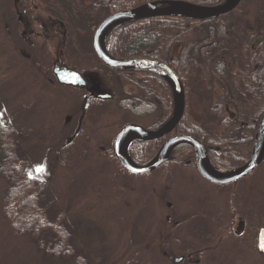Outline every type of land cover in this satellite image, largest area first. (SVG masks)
Listing matches in <instances>:
<instances>
[{
    "label": "rangeland",
    "instance_id": "374dc122",
    "mask_svg": "<svg viewBox=\"0 0 264 264\" xmlns=\"http://www.w3.org/2000/svg\"><path fill=\"white\" fill-rule=\"evenodd\" d=\"M22 21L13 0H0V116L17 127L29 173L47 185L58 209L67 210L72 228L94 224L102 233L90 243L92 263L264 264L254 240L264 220L257 201L264 194V164L231 185L206 180L185 160L169 173L163 167L151 175L127 172L110 152L125 118L113 108L90 120L77 90L44 82L52 77L51 60L26 59ZM29 47L34 57L44 54L38 42ZM6 188L0 175V264H50L4 215ZM236 208L249 220L245 237L232 225L238 220H230L237 219Z\"/></svg>",
    "mask_w": 264,
    "mask_h": 264
},
{
    "label": "flooded vegetation",
    "instance_id": "af4514ba",
    "mask_svg": "<svg viewBox=\"0 0 264 264\" xmlns=\"http://www.w3.org/2000/svg\"><path fill=\"white\" fill-rule=\"evenodd\" d=\"M13 1L23 20L24 40L31 48L33 44L40 43L44 52L40 57H34L27 46L24 51L26 59H36L39 64L51 60L52 77L47 79L45 76L48 74H44L43 77L47 79L44 82L49 84V80H55L60 87L77 90L83 95V105L90 109V120L103 117L104 114L110 115L115 108L126 120L122 127L135 123L152 131L161 129L175 110V89L165 72L159 69L162 66L181 79L186 98L185 112L169 133L139 142H160L162 146L176 135L189 134L205 144L210 158L213 149L210 144L214 140L220 145L215 146L218 153H221V146H230L234 137L242 131L249 133L254 142L264 117V90L258 84L259 70L264 69V31L259 23L264 17V0H241L234 9L210 18L176 13L179 9L175 12L174 9L179 4L175 3L188 2L214 7L227 0ZM143 7H148L145 12L150 15L129 17L98 32L103 23L114 15ZM227 19L239 29L238 35L234 32L235 35L222 42L215 32L206 42L208 31H218L220 22ZM213 20H219L215 23L216 29L206 25ZM225 29L228 36L232 34L230 25H226ZM199 41L200 44L197 43ZM195 43L198 44L197 57L191 55V47ZM96 44L104 46L110 61L130 65L137 61L138 65L111 66L101 58ZM62 70L80 76H74L77 77L75 81L72 78L62 83L57 73ZM246 85L253 91L249 92ZM107 93L109 97L102 96ZM250 94L253 96L251 102L255 104L252 108L247 106ZM171 100L168 110L171 115L161 121L162 111ZM132 103H136L138 113L128 107ZM192 106L195 107L194 112L189 110ZM186 124L194 127L192 132ZM105 148L102 147V153L108 151L103 150ZM175 150L171 155L176 160L191 161V157L195 156L191 153L190 145L183 152L175 153ZM257 201L264 204V194H260ZM236 210L238 213L239 209ZM254 212L260 215L257 210ZM251 218L255 217L251 215ZM230 220H238L232 225L237 224L235 229L240 231L238 234L241 237H245L246 233L248 235L249 220L241 214L237 219ZM257 223L259 228L254 240L258 245L264 220Z\"/></svg>",
    "mask_w": 264,
    "mask_h": 264
},
{
    "label": "trees",
    "instance_id": "16d2710c",
    "mask_svg": "<svg viewBox=\"0 0 264 264\" xmlns=\"http://www.w3.org/2000/svg\"><path fill=\"white\" fill-rule=\"evenodd\" d=\"M228 20L220 22L218 31H208V38L205 37V39L207 38L206 42L214 36L215 32L222 39V42L235 35L234 32L238 35L239 29ZM218 21L213 20L206 25L212 26V28L215 27L214 29H216L215 23H218ZM259 23L262 24V31H264V17ZM226 25H230L232 28V34H229V36L226 33ZM200 42L197 43L200 44ZM198 44L195 43L191 47V55L193 57L199 55ZM227 51L231 50L227 49ZM202 67L200 66V68ZM263 70L262 68L259 70L258 76L259 88L262 90H264ZM246 87L249 92L253 91V88L249 89L247 85ZM252 94H250L251 98H249L247 103V106L251 108L255 106L251 102L253 98ZM171 104L172 100L166 103L167 106L162 111L163 119L161 121L171 115V113H168ZM128 107L135 113L139 112L136 103H132ZM148 109L149 111L151 110L150 105ZM186 126H188L189 131L194 129L190 125L186 124ZM179 127L183 126L179 125ZM180 129L181 131L184 130ZM19 138L20 133L17 127L4 123L0 116V175L7 183L4 215L12 221V226L19 236L28 237L35 244L41 252L44 261H48L50 264H93L89 255L90 243L96 241L94 238L97 235H100V238L102 233L98 232L99 230L94 227V224H90L85 231L80 225L72 228L68 221L69 214L67 210L58 209L57 201L51 195L47 185L40 178L30 175L28 171L29 159L22 156L19 151ZM217 142L214 140L210 144L213 145L211 156L217 164L235 167L244 164L250 157L253 138L249 133L242 131L237 134L230 146H221V153H218L216 150L215 146H220ZM159 145L160 142L151 144H147L145 141L135 142L132 146V151L136 155V161L138 163H145L152 159ZM187 146L180 145L175 150V153L183 152ZM191 153L194 154V151L192 150ZM172 156L174 155H171L169 161L163 166L167 170L165 171L166 173H169L174 164L184 161L175 160ZM191 162L196 165L195 156H192ZM84 244L86 248H84Z\"/></svg>",
    "mask_w": 264,
    "mask_h": 264
},
{
    "label": "water",
    "instance_id": "95a60500",
    "mask_svg": "<svg viewBox=\"0 0 264 264\" xmlns=\"http://www.w3.org/2000/svg\"><path fill=\"white\" fill-rule=\"evenodd\" d=\"M240 1L241 0H228L223 5L214 6V7L200 6V5L183 2V3H179V6L177 5V7H175L174 12L177 9H179V12L176 13L185 14L197 18H210L234 9L240 3ZM145 8L146 7H143L130 12H123L114 15V17L110 18L109 20L103 23V25L101 26L98 32L101 33L105 28L111 26L113 23L127 19L129 17H141V16L150 15L149 12L147 13L145 12ZM96 48L100 56L104 60H106V62L109 63L111 66L125 67V66L138 65L137 61L131 63V65L126 62H120V61L117 62L116 60L110 61L109 55L103 48L100 47L99 44H96ZM153 67L155 66L153 65ZM159 69L165 72V75L169 78L170 82L174 86L175 110L169 121L157 132L148 131L143 127H140L135 124L127 125L122 129V131L115 139L114 150L117 159L128 172L137 175L151 173L152 171L162 166L168 160L173 149L182 143H186L194 147L196 152L197 168L199 172L206 179L217 184H229V183L237 182L241 178L249 175L262 163L264 159V117L261 121V124L259 126V129L255 137L251 158L246 164H244L243 166H241L240 168L234 171L220 172L210 167L206 159L207 152L205 145L191 135H180L167 140L163 144V146L161 147L160 151L155 156V158H153V160H151L149 163L145 165H138L134 163L123 149L124 142L126 140V137L129 136V134L136 133L141 135L144 139H152L163 136L169 133L170 131H172L176 127V125L180 122L181 118L184 115L185 95H184V88L181 79L176 73H173L172 71L167 70L162 66H159ZM59 75L62 81H70L69 79L72 78H73L72 81H75V78L78 77L77 75H76L77 77H74V74L70 73L69 71H62L61 73H59ZM259 250L264 252V228L261 230L259 235Z\"/></svg>",
    "mask_w": 264,
    "mask_h": 264
},
{
    "label": "bare ground",
    "instance_id": "6f19581e",
    "mask_svg": "<svg viewBox=\"0 0 264 264\" xmlns=\"http://www.w3.org/2000/svg\"><path fill=\"white\" fill-rule=\"evenodd\" d=\"M134 134L135 133L129 134V136L127 137V140H126V142H127L126 145H128V143L131 142L132 138L134 137Z\"/></svg>",
    "mask_w": 264,
    "mask_h": 264
},
{
    "label": "snow or ice",
    "instance_id": "6c2138e0",
    "mask_svg": "<svg viewBox=\"0 0 264 264\" xmlns=\"http://www.w3.org/2000/svg\"><path fill=\"white\" fill-rule=\"evenodd\" d=\"M44 169H43V166H38L37 167V169H36V171H43ZM31 175V174H30Z\"/></svg>",
    "mask_w": 264,
    "mask_h": 264
}]
</instances>
